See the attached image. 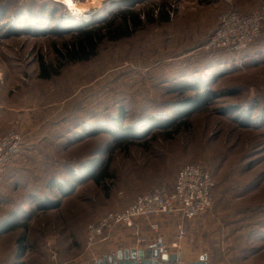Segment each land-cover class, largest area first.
<instances>
[{"label":"rangeland","instance_id":"374dc122","mask_svg":"<svg viewBox=\"0 0 264 264\" xmlns=\"http://www.w3.org/2000/svg\"><path fill=\"white\" fill-rule=\"evenodd\" d=\"M5 1L0 0V13L4 7L12 11L0 24V88L5 93L7 119L22 120L29 114L27 118L37 125L36 132L22 134L28 148L23 161L43 162L54 155L55 161L84 158L87 164L100 160L102 168L109 161L106 173L110 175L97 186L81 173L84 181L68 195L50 190L47 196L58 201V207L23 211V217L16 219L23 227L8 237L17 239L18 264H77L82 258L86 264H96L102 259L94 256L100 243L84 244L85 227L107 212L121 210L150 189L158 177L171 186L178 169L193 162L205 164L215 184L212 206L199 216L205 221L214 218L210 227L196 234L191 230L200 239L203 255L206 250L214 252L210 264H264V122L258 125L251 119L252 126L243 128L220 114L253 99L264 105V54L257 50L263 32L241 53L210 58L202 49L222 12L232 9L247 14L264 5V0L209 4L199 0H116L101 13L92 14L89 21L66 9L64 14L57 12L56 16L75 18L69 29L66 21L46 29L28 18L12 19L21 4L39 12L38 8L48 5L45 0ZM162 5L170 8L167 23L143 22L132 37L103 43L89 62L63 66L58 61L55 48L69 40L66 30L71 34L74 27L106 19L118 8L157 10ZM21 21L27 27H21ZM5 26H9L7 31ZM42 58L60 67L59 76L38 78ZM196 79H214L210 88L221 98L205 106L206 111L191 115L189 127L171 133L169 139L159 134L157 139L133 141L130 147L111 152L109 135L89 136L99 118L105 130H113L112 118L120 108L131 126L138 121L137 111L140 116L142 110L162 105L164 110L155 117L158 121L149 125L155 126L183 103L169 95V89L188 86ZM192 94L187 92L186 98ZM145 128L146 124L142 130ZM171 233L150 237L168 242ZM204 261L194 264H206ZM178 264L191 263L179 260Z\"/></svg>","mask_w":264,"mask_h":264},{"label":"trees","instance_id":"16d2710c","mask_svg":"<svg viewBox=\"0 0 264 264\" xmlns=\"http://www.w3.org/2000/svg\"><path fill=\"white\" fill-rule=\"evenodd\" d=\"M6 1L5 4H7ZM215 1L217 0H199L200 3L204 4L213 3ZM44 3H48V5H45L41 10L40 8H38L37 10H39V12H35V10L27 7L26 4H21L19 7H17L16 10H14L15 16L12 19L16 18L25 20L26 18H28L29 20L36 21V25L38 23H41L42 27L46 29L49 28V26H52V24L60 25L62 21H66L68 22L67 28H72V23L75 24V18H72L70 16H56L57 12L59 13L62 12L63 9L65 10L64 6L52 0H45ZM1 11L2 13H0V24L4 23L7 18L9 19L8 13L12 12L5 7ZM155 11L156 15H154ZM62 14L64 13L62 12ZM6 15L7 18H5ZM169 15L170 8L167 5H162L158 7L157 10L154 8L147 10H135L132 7L118 8L116 11L110 13L106 19L104 18L103 20L92 24H81L77 27H74L75 31H73V33L71 34H68L70 33V31L66 30L65 33H67V35L69 36V40L63 42L61 46L55 48L56 57L63 66L75 63L89 62L97 56L99 48L103 43L118 42L124 38L132 37L143 22L155 25L167 23L169 21ZM27 24V22L22 21L19 23L21 27H27ZM4 28L7 31V29H9V26H5ZM258 40L259 38L255 42H257ZM38 68V78L42 80H50L54 77L59 76L60 73V67L57 68L54 65L48 64L43 60V58L38 62ZM215 83L216 82H214V79H201L199 81L196 79L188 84V86L169 89L170 91H168V93H172L169 95H176L183 103L177 111L171 110V115L169 116V118L164 119L167 120L165 124H162L164 120H161L158 124H154L155 126H149L151 122L158 121L155 120V117L159 114V111L164 110L161 107L162 105L149 107L144 111L142 110L140 116V113H138L137 111V113H135L137 114L135 121H138L136 122V124H130L131 126L128 125L129 119H127L126 114H124V109L120 108L112 118L113 120L111 125H113V130H105L101 126V122L103 120L99 118V120H96L97 122H95L93 128L94 131L90 132L89 136L92 137L101 133L109 135V137L111 138L110 143H112L110 145L111 152L120 148L130 147L133 144V141L146 139L141 142L144 143L148 140V138L157 139L156 136L159 134H162V136H166L165 138L169 139L171 133H178L181 129L189 127L187 119L191 115L198 111H206V108L204 109L205 106L211 104L212 101L221 98L220 94L212 91L210 88L212 85L214 86ZM191 91L193 93L192 97L186 98V93ZM220 114L229 116L235 122L239 123L241 127L247 128L252 126L250 125L251 119L253 121H256L258 125L264 122V105L258 100L253 99L248 103L235 104L234 108H225L224 110L220 111ZM173 122H175V124L173 126H170ZM142 123L143 125L146 124V128L144 130H142ZM134 127H137L138 130H135ZM120 129L122 130V132ZM157 131H159V133H157ZM25 144L23 142L19 155L21 154L23 156L22 153ZM83 159L84 158H80L77 161H73L67 158V160L65 161H61L59 159L58 161H55V156L52 155L51 157H46L45 161L41 163L46 165V170H48V175L50 176L48 180H50L52 185L54 184L55 186V184L58 183V188L56 190L61 191V181L66 182V191L60 192L65 196L73 191L75 185L81 184L84 181V176L93 181L97 186L102 185L104 181L110 178V175H107L106 173L109 167V161L107 162V165L105 166L104 164V167L102 168L103 163L101 165L100 160H92L86 164ZM196 163L207 168L205 164L200 162L187 164ZM81 173L84 176L81 175ZM155 180L150 189L146 190L145 192L151 191L155 188ZM135 198L133 199V201L135 200ZM58 205V201L50 200L49 204H37V207L38 209L43 210L53 209L58 207ZM19 227L22 228L23 226H21L16 221L6 223L5 226L1 229V232L13 230Z\"/></svg>","mask_w":264,"mask_h":264},{"label":"built area","instance_id":"2783aa9c","mask_svg":"<svg viewBox=\"0 0 264 264\" xmlns=\"http://www.w3.org/2000/svg\"><path fill=\"white\" fill-rule=\"evenodd\" d=\"M263 23L264 5L247 14L226 10L218 17L217 25L202 49L243 52L260 38ZM22 144V134L16 130H9L0 136V182L8 164L19 155ZM214 186L207 168L198 163L186 164L177 171L171 190L162 178H157L153 190L138 195L123 210L107 212L97 221L89 223L84 231L85 244L93 246L107 242L113 233L121 230H125L123 246L146 244L149 238L139 232L136 220L150 222V229L157 232L155 222L158 219L176 216L179 219L175 231L168 242L160 240V250L161 254L178 259L181 245L189 235V222L212 206Z\"/></svg>","mask_w":264,"mask_h":264},{"label":"crops","instance_id":"0c3cea01","mask_svg":"<svg viewBox=\"0 0 264 264\" xmlns=\"http://www.w3.org/2000/svg\"><path fill=\"white\" fill-rule=\"evenodd\" d=\"M262 32L263 37H261V44L257 50L259 49L258 51L264 54V23L262 26ZM225 52L226 51L222 50H211L206 51L205 53L211 58L213 55H225ZM7 109L5 93L2 92L0 88V136L9 130H17L21 134L25 135H30L33 132H36L37 125L31 119L27 118V115L29 114L25 115L22 120H15L13 117H9L7 119ZM26 145L27 144H25V147L23 148V153L21 152L24 155L28 153ZM49 177L50 176L48 175V170H46L45 164H42L41 162L23 161V156L21 154L8 164L0 182V264H18L19 258H17V239L8 238L11 234H15L16 229L5 232H1V229L6 223L15 222L18 217H23V211H27L29 208L34 209L37 207V204H49L50 200H53V197L47 195L50 190L58 188V183L55 184V186L54 184L52 185L50 180H48ZM173 185L174 181L171 186L167 185L168 189L171 190ZM65 186L66 182L61 181L60 192L66 191ZM125 207H127V205ZM178 219L179 218L176 216L158 219L155 222L158 225L157 232L150 229V222L138 219L135 222L139 228V232L147 235L149 238V241L146 244L123 246L122 240L125 230H121L113 233L109 241L97 244V253H95L94 256H101V258H104L118 252V250L147 249L150 246L158 244L160 240H163L159 238L158 240L153 241L150 237L151 234H159L160 236L161 233L164 232H172L171 234H173L176 227L174 222L177 223ZM213 219L214 218H209V221H205L203 218L198 217V219L196 218L189 222V235L181 245V256L179 257V260L184 263L194 264L195 262L200 261V259H203V261H206V264H210V258L211 260L215 259L214 252L212 250H206L207 253L203 255L200 239L197 236H193L191 233V230L196 234L203 229H208L210 227L209 222ZM229 257L231 258L232 256ZM86 263L87 262H84L83 258L77 262V264Z\"/></svg>","mask_w":264,"mask_h":264},{"label":"water","instance_id":"95a60500","mask_svg":"<svg viewBox=\"0 0 264 264\" xmlns=\"http://www.w3.org/2000/svg\"><path fill=\"white\" fill-rule=\"evenodd\" d=\"M160 246L161 244L158 242V244L150 246L147 249L118 250V252L98 260L96 264H139V262L147 264V261L148 263L150 261H158L160 264H178L179 258L161 254Z\"/></svg>","mask_w":264,"mask_h":264},{"label":"bare ground","instance_id":"6f19581e","mask_svg":"<svg viewBox=\"0 0 264 264\" xmlns=\"http://www.w3.org/2000/svg\"><path fill=\"white\" fill-rule=\"evenodd\" d=\"M65 7L66 10H70L75 15H82V17L89 21L92 18V14L101 13L102 9L109 6V2L116 0H55ZM101 10V11H100Z\"/></svg>","mask_w":264,"mask_h":264}]
</instances>
